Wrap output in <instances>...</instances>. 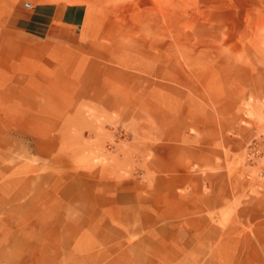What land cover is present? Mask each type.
<instances>
[{"label": "rangeland", "instance_id": "1", "mask_svg": "<svg viewBox=\"0 0 264 264\" xmlns=\"http://www.w3.org/2000/svg\"><path fill=\"white\" fill-rule=\"evenodd\" d=\"M0 264H264V0H0Z\"/></svg>", "mask_w": 264, "mask_h": 264}, {"label": "crops", "instance_id": "2", "mask_svg": "<svg viewBox=\"0 0 264 264\" xmlns=\"http://www.w3.org/2000/svg\"><path fill=\"white\" fill-rule=\"evenodd\" d=\"M80 4H58L51 1H42L33 5L29 15H18L15 19L17 27L28 33L47 35L56 32L55 22L66 25L82 23L85 9Z\"/></svg>", "mask_w": 264, "mask_h": 264}]
</instances>
